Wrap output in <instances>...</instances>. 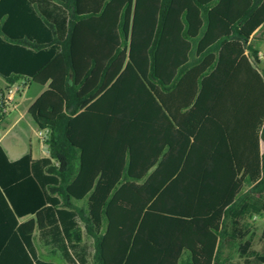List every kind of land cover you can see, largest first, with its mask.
Segmentation results:
<instances>
[{
    "label": "trees",
    "instance_id": "16d2710c",
    "mask_svg": "<svg viewBox=\"0 0 264 264\" xmlns=\"http://www.w3.org/2000/svg\"><path fill=\"white\" fill-rule=\"evenodd\" d=\"M43 2L0 0V73L48 84L50 153L0 144V264H58L60 223L93 240L71 264H264V0Z\"/></svg>",
    "mask_w": 264,
    "mask_h": 264
},
{
    "label": "crops",
    "instance_id": "0c3cea01",
    "mask_svg": "<svg viewBox=\"0 0 264 264\" xmlns=\"http://www.w3.org/2000/svg\"><path fill=\"white\" fill-rule=\"evenodd\" d=\"M43 1L44 0H42V2ZM43 4L46 8L52 9L56 15L63 16L64 12L56 9L54 3L50 4L45 1ZM254 34L256 36H264V26L258 28ZM7 87V79L0 73V95L2 92L6 91ZM47 88L48 84L41 85L36 82H31L25 86V89L16 97L14 106L10 109L4 123L0 126V144L4 147L11 160H18L29 153L34 160H41L50 157L47 145H45L40 138L39 133L41 130L29 112L32 104ZM36 138L39 139L37 143ZM254 219L256 220L255 225L258 227V236L259 229L261 228V220L264 219V216H255ZM263 232L264 226L262 228L261 238L263 237ZM45 236L46 238H43L41 245L38 246L39 255L41 256V250L53 253L60 252L62 259L58 264H71L62 256L60 249H64V247L68 248L69 252L75 259H79L77 252H82L81 245L90 246V250L92 251L93 240L86 234V232H84V240L81 245L75 248L76 243L67 238L65 229L61 223L57 229L47 230ZM256 241L255 248H257Z\"/></svg>",
    "mask_w": 264,
    "mask_h": 264
},
{
    "label": "built area",
    "instance_id": "2783aa9c",
    "mask_svg": "<svg viewBox=\"0 0 264 264\" xmlns=\"http://www.w3.org/2000/svg\"><path fill=\"white\" fill-rule=\"evenodd\" d=\"M25 86H26V80H22L12 85L10 88L6 90L5 93L0 95V103H5L8 106L6 108V111H10V109L14 106L16 97L20 92H22L25 89ZM39 134L42 142L46 145V140L49 137V130L48 129L41 130Z\"/></svg>",
    "mask_w": 264,
    "mask_h": 264
},
{
    "label": "rangeland",
    "instance_id": "374dc122",
    "mask_svg": "<svg viewBox=\"0 0 264 264\" xmlns=\"http://www.w3.org/2000/svg\"><path fill=\"white\" fill-rule=\"evenodd\" d=\"M39 141L38 138H36V143ZM264 226V219L261 220V228L259 229V234L257 236V241H256V247L261 249L262 248V228ZM88 239V238H87ZM41 258H44L45 260H51L54 261L56 263L61 262V253H53V252H45L44 250H41Z\"/></svg>",
    "mask_w": 264,
    "mask_h": 264
}]
</instances>
